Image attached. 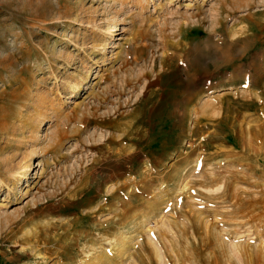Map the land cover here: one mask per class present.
<instances>
[{"label": "rangeland", "instance_id": "374dc122", "mask_svg": "<svg viewBox=\"0 0 264 264\" xmlns=\"http://www.w3.org/2000/svg\"><path fill=\"white\" fill-rule=\"evenodd\" d=\"M262 106L264 0H0V264H264Z\"/></svg>", "mask_w": 264, "mask_h": 264}, {"label": "bare ground", "instance_id": "6f19581e", "mask_svg": "<svg viewBox=\"0 0 264 264\" xmlns=\"http://www.w3.org/2000/svg\"><path fill=\"white\" fill-rule=\"evenodd\" d=\"M116 29H118V25H115V26H113V28H112V30L110 31V33L108 34V36H107V48L110 46V42H109V40H110V38L112 37V35L114 34V31L116 30ZM235 36L236 35H233L232 36V39H231V43H233L234 42V38H235ZM229 40V39H228ZM102 54H106V50L105 51H103V52H101ZM221 53V52H220ZM217 54V53H216ZM259 72H261V69L259 68L258 69V72H256V73H251V74H247L245 77H243L244 79H245V82L247 83L246 85L248 86V85H254L255 83L254 82H251V77L253 76V75H256V74H259ZM235 83V81H233V80H231V82H229V87L230 86H233L234 84H231V83ZM251 83H254V84H251ZM260 86V85H259ZM218 87V86H217ZM261 87H263V86H261ZM262 91H263V88H262ZM263 93V92H262ZM250 95H262L261 94V92L260 91H258V92H256L255 94H253V93H250ZM260 97V96H259ZM259 99V98H258ZM250 100V99H249ZM254 102H256V100H254V99H251L250 101H249V105H252ZM259 104V103H258ZM259 107V106H258ZM263 107V106H262ZM199 112V111H198ZM255 112V111H254ZM247 119V118H246ZM200 122V121H199ZM243 122L245 123L246 121H242V125H241V127H243ZM247 122L249 123L248 124V137L246 136V132H245V129L243 130V129H240L241 130V133H240V135H241V138L243 139V138H245L246 140H247V142H246V144H245V147H250V148H254L255 150H256V152L258 153V155H260L261 156V158H263L262 160H263V162H264V107L262 108V109H260V110H258L257 112H255L253 115H250L249 116V118H248V120H247ZM244 128V127H243ZM246 134H245V133ZM245 134V135H244ZM245 140V141H246ZM244 141V140H243ZM243 143V142H242ZM245 143V142H244ZM192 144V143H191ZM199 146V145H198ZM200 147H201V145H200ZM249 148V149H250ZM252 151V150H251ZM192 152V151H191ZM187 155V154H186ZM257 155V154H256ZM190 156V155H189ZM206 158V157H205ZM187 161V166H184V170H179V169H175L174 170V172H175V174H173L172 175V177H173V179H178V181H177V184H178V190L180 189V190H183V189H185V188H189L190 186L188 185V183H186L185 182V179H186V177L184 176V174H188V172L190 173V171L191 170H194V168H197L198 166H199V164H198V158L197 159H195V160H192V161H189V160H186ZM185 162V161H184ZM194 163V166H191V164H193ZM191 166V168L189 169L188 167H190ZM194 167V168H193ZM200 167V166H199ZM186 168H188L187 170H186V173H184L185 172V169ZM193 168V169H192ZM27 172L25 173V174H21V177H22V179H27L28 178V173H29V170H30V165L27 167ZM145 169V168H144ZM151 169V168H150ZM150 169H146V170H144V173L145 174H148V175H151V171H150ZM184 171V172H183ZM184 176V177H183ZM213 178V177H212ZM215 180V179H214ZM227 180V179H226ZM187 181V180H186ZM228 182H229V178H228V180H227ZM224 184H225V180H224ZM232 184H233V182H232ZM140 185V184H139ZM229 187H230V183H228L227 184ZM234 185V184H233ZM189 186V187H188ZM220 189H221V187H222V185L220 184V186H218ZM224 187H225V185H224ZM120 188V187H119ZM133 188V187H132ZM195 188V187H194ZM223 188V187H222ZM228 188V187H227ZM226 188V189H227ZM217 189V188H216ZM225 189V188H224ZM226 192V191H225ZM225 194H228V193H225ZM226 196V195H225ZM232 196V195H231ZM214 197V196H213ZM220 197H222V196H220ZM224 197V196H223ZM234 197H236V196H234ZM223 199V198H222ZM225 199V198H224ZM226 200V199H225ZM240 200H242V199H240ZM239 200V201H240ZM230 201V200H229ZM226 202V201H225ZM235 201H233V203H234ZM233 203H232V205H233ZM239 202H237V204H238ZM234 204H236V203H234ZM236 204V205H237ZM240 205V204H239ZM130 209V208H129ZM123 213V212H122ZM121 213V214H122ZM119 215V214H118ZM133 216H134V214H133ZM123 218V217H122ZM129 218V217H128ZM130 220V219H129ZM159 220V219H158ZM158 224H159V221L158 222H154V225H150L149 226V228L150 229H152L153 227H156V226H158ZM117 232V231H116ZM121 233V232H120ZM122 235V234H121ZM177 237V236H176ZM110 238V239H109ZM125 238H126V236H125ZM128 238V237H127ZM106 239H109V241H110V245H112V249H115V250H117L118 248H120L121 246H122V243H120V241H119V238H116V237H114V239H113V237H111V236H106ZM103 240H105V239H103ZM125 240V239H124ZM129 241V240H128ZM126 242V241H125ZM94 243V242H93ZM87 245V244H86ZM86 247H88V245L86 246ZM104 248V247H103ZM91 249V248H90ZM95 249V248H94ZM156 249H157V247H156ZM158 250V249H157ZM104 253V252H103ZM123 253V252H122ZM102 254V253H101ZM105 254H106V252H105ZM106 256V255H105ZM103 257V256H102ZM97 258H98V256H97Z\"/></svg>", "mask_w": 264, "mask_h": 264}]
</instances>
